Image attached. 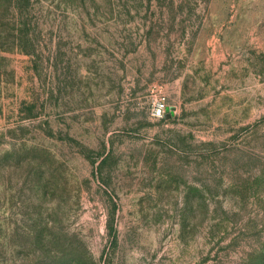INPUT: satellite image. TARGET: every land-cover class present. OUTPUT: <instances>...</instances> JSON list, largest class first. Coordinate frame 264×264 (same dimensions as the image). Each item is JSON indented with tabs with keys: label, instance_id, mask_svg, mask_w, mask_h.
Here are the masks:
<instances>
[{
	"label": "rangeland",
	"instance_id": "1",
	"mask_svg": "<svg viewBox=\"0 0 264 264\" xmlns=\"http://www.w3.org/2000/svg\"><path fill=\"white\" fill-rule=\"evenodd\" d=\"M0 264H264V0H0Z\"/></svg>",
	"mask_w": 264,
	"mask_h": 264
},
{
	"label": "built area",
	"instance_id": "2",
	"mask_svg": "<svg viewBox=\"0 0 264 264\" xmlns=\"http://www.w3.org/2000/svg\"><path fill=\"white\" fill-rule=\"evenodd\" d=\"M167 110L166 102L164 98H158L152 105L150 115L152 118L159 119L165 116Z\"/></svg>",
	"mask_w": 264,
	"mask_h": 264
}]
</instances>
